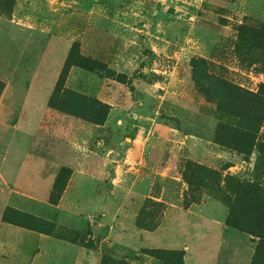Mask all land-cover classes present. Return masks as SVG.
Wrapping results in <instances>:
<instances>
[{"label": "rangeland", "instance_id": "obj_1", "mask_svg": "<svg viewBox=\"0 0 264 264\" xmlns=\"http://www.w3.org/2000/svg\"><path fill=\"white\" fill-rule=\"evenodd\" d=\"M12 22L37 26L39 55L53 67L63 58L60 37L70 50L78 42L83 55L106 63L112 73H95L105 82L101 88L131 119L121 124L109 107L107 120L87 145L85 174L73 176L71 169L75 184L56 191L58 204L64 198L61 207L39 208L38 214L53 220L56 232L64 236L84 232L88 250H111L119 264H162L143 254L148 248L177 250L184 264H250L258 238L241 232L244 246L241 238L224 236L223 225L229 202L242 194L243 186L256 185L264 203V129L245 155L217 145L218 114L194 81L191 62L210 60L215 65L210 74L256 91L264 84V58L259 50L238 55L236 43L242 24H264V0H16L10 14L0 15V75L15 71L25 46L4 25ZM254 56L259 61L250 66ZM31 80L16 75L13 85L27 83V88L35 84ZM25 104L29 107L30 101ZM133 125L151 128L152 169L146 170L156 173L154 185H136V191L111 184L110 172L112 161L120 160L124 170L133 166L118 157L126 151L125 138L133 134ZM53 186L39 185V198L50 202ZM154 197L177 200L182 211H166ZM115 222L123 223V232Z\"/></svg>", "mask_w": 264, "mask_h": 264}, {"label": "crops", "instance_id": "obj_2", "mask_svg": "<svg viewBox=\"0 0 264 264\" xmlns=\"http://www.w3.org/2000/svg\"><path fill=\"white\" fill-rule=\"evenodd\" d=\"M4 25L13 31L15 37L22 38L25 46L19 50L15 71L0 75V80L5 83L0 96V264H100L101 251L88 250L86 246L23 228L2 219L5 210L12 208L53 221L38 214L41 211L39 208L53 206L59 209L64 198L58 205L40 199L39 185H54L56 175L65 167L73 169V176L85 174L87 145L96 128L102 126L60 112L48 105L70 51L66 39L60 37L64 42L62 43L63 58L53 67L44 56L39 55L41 47L37 26L27 22H12ZM18 26L21 29H18ZM16 30L17 32H14ZM29 30L32 32H26ZM85 73L100 79L86 78ZM16 75L22 79L29 77L35 84L33 86L28 84L26 88L27 83L22 82V87L20 85L16 87L13 85ZM102 80L98 74L73 66L67 76L65 88L96 96L111 108L110 114L116 111V118L121 124L124 122L129 124L131 119L127 116V110L125 112L110 93L103 92L101 87L105 82ZM46 81H48L47 84H44ZM130 95L134 97L132 92ZM27 96L29 99H26ZM27 100L30 101L29 107L25 104ZM140 105L143 104L140 103ZM123 116L126 118H122ZM165 126L161 125L159 128ZM132 127L133 134L125 138L126 151L118 157H122L125 162L133 166L124 170V164H121L120 160L112 161L110 172L114 175L111 184L117 188L121 185H129L130 191H136V185H154L156 173L146 170V168L152 169L148 167L152 158V153L148 151L151 128L135 125ZM129 137L132 138V143L127 146ZM162 175L166 174L162 173ZM73 183L71 177L67 185ZM24 185H31L28 188L30 191L27 188L24 189ZM23 197L34 200L37 204H25L21 200ZM152 199L165 206L166 211L171 213L182 211L178 208L180 204L177 200L174 202L163 197ZM188 212H191V209H188ZM100 225L99 223L95 227L98 229ZM115 225L118 231L123 232V223L115 222ZM223 234L241 238L243 245L246 246V238L240 237L241 232L223 225ZM55 240L64 243H58ZM247 242L250 243L249 249H254L249 239ZM229 245L234 246L233 241ZM243 248L247 253V247ZM234 249H236L235 246ZM237 252L234 250L233 254H240Z\"/></svg>", "mask_w": 264, "mask_h": 264}, {"label": "trees", "instance_id": "obj_3", "mask_svg": "<svg viewBox=\"0 0 264 264\" xmlns=\"http://www.w3.org/2000/svg\"><path fill=\"white\" fill-rule=\"evenodd\" d=\"M15 5L16 0H0V15L10 14ZM236 45L237 54L240 56L246 54L252 56L255 51L259 50L264 58V24H242L238 30ZM258 61L259 59L256 56L251 57L249 65L251 66ZM191 63L192 68L195 70L193 79L200 87L205 102L213 104L218 114V125L213 140L219 146L229 147L235 152L245 155L248 153L247 149L253 148L256 134L262 128L264 129V84H259L256 91H251L231 79L210 74L211 69L215 67L210 60L199 58L192 60ZM73 66L92 73L100 70L107 71L108 74L112 73L106 63L83 55L80 52V43L75 42L66 57L48 105L89 123L104 124L109 113L107 104L100 99L65 88L67 76ZM214 83H216L215 87ZM4 87L5 83L0 80V96ZM224 119L235 122V125L227 124ZM71 173L70 168L60 169L51 192V204H58V198L55 197L56 191L59 194L63 191L65 185L68 184ZM241 190L242 194L239 193L234 202H229L230 212L226 218V225L258 238L259 242L255 247L250 264H264V203L261 196L258 195L256 185H246ZM2 219L5 222L74 244L86 247L88 244L84 232L73 230L75 231L73 236H64L56 232V227L52 221L24 211L7 208ZM142 252L160 260L162 264H184V255L177 250L148 248L143 249ZM100 264H119V262L111 253V250H105L102 253Z\"/></svg>", "mask_w": 264, "mask_h": 264}, {"label": "water", "instance_id": "obj_4", "mask_svg": "<svg viewBox=\"0 0 264 264\" xmlns=\"http://www.w3.org/2000/svg\"><path fill=\"white\" fill-rule=\"evenodd\" d=\"M127 142H128V145L127 146H129L131 143H132V138H127Z\"/></svg>", "mask_w": 264, "mask_h": 264}]
</instances>
